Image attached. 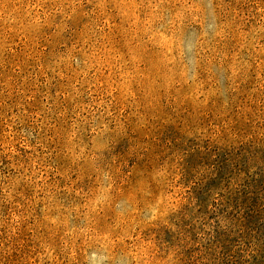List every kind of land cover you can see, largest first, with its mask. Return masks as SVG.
<instances>
[{"label":"rangeland","instance_id":"rangeland-1","mask_svg":"<svg viewBox=\"0 0 264 264\" xmlns=\"http://www.w3.org/2000/svg\"><path fill=\"white\" fill-rule=\"evenodd\" d=\"M0 264H264V0H0Z\"/></svg>","mask_w":264,"mask_h":264}]
</instances>
